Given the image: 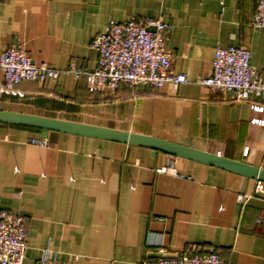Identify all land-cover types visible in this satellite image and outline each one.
Segmentation results:
<instances>
[{
	"label": "crops",
	"instance_id": "obj_1",
	"mask_svg": "<svg viewBox=\"0 0 264 264\" xmlns=\"http://www.w3.org/2000/svg\"><path fill=\"white\" fill-rule=\"evenodd\" d=\"M256 7L257 0H0V55L22 45L36 64L65 70L76 60L93 70L99 54L91 43L108 22L162 20L173 27L171 71L189 80L177 91L91 93L85 77L63 74L22 83L24 96L1 97L0 112L157 138L264 169V127L252 123L264 112L195 83L228 46L247 47L264 81ZM42 138L47 147L31 143ZM170 164L184 178L157 173ZM259 182L146 147L0 124V208L25 218L24 264H39L48 249L55 264H141L188 247L217 252L225 264H264Z\"/></svg>",
	"mask_w": 264,
	"mask_h": 264
},
{
	"label": "built area",
	"instance_id": "obj_2",
	"mask_svg": "<svg viewBox=\"0 0 264 264\" xmlns=\"http://www.w3.org/2000/svg\"><path fill=\"white\" fill-rule=\"evenodd\" d=\"M254 29L264 32V0H257L253 16ZM154 28L155 31H151ZM172 25L162 20H139L132 18L125 22H108L103 33L91 43L98 54L95 69L87 70L71 60L65 70H58L46 63L36 64L24 46L14 45L0 55V98L3 96L23 97L17 89L25 82L44 83L57 80L63 74L76 78L85 77L91 93L114 91L123 86L137 89L149 86L160 89L171 85L177 91L189 82L186 74L171 71L169 42ZM198 85L219 90L230 95L236 102H252L255 112H264V106L253 103L264 100V81L252 65V54L247 47H218L215 52L211 75L195 82ZM253 124L264 127V118H255ZM31 143L47 147V139H32ZM248 153V150L247 152ZM158 174L181 176L174 164L158 168ZM264 192V183L259 182L256 193ZM240 202L245 198L240 196ZM164 222V219H159ZM27 232L25 218L11 210L0 208V264H24L27 253ZM51 250H46L39 264H55L51 260ZM141 264H225L217 252L188 247L178 258L145 260Z\"/></svg>",
	"mask_w": 264,
	"mask_h": 264
},
{
	"label": "water",
	"instance_id": "obj_3",
	"mask_svg": "<svg viewBox=\"0 0 264 264\" xmlns=\"http://www.w3.org/2000/svg\"><path fill=\"white\" fill-rule=\"evenodd\" d=\"M151 31H155V29L151 28ZM0 124L24 126L42 130L45 137L47 136L48 132L57 131L116 141L131 146L146 147L152 149L155 152H163L174 157L194 160L208 166L238 173L264 183V169L240 162H234L218 155L208 154L193 148L181 146L157 138L14 112H0ZM152 257L155 259H173L178 258L179 255L155 254Z\"/></svg>",
	"mask_w": 264,
	"mask_h": 264
}]
</instances>
